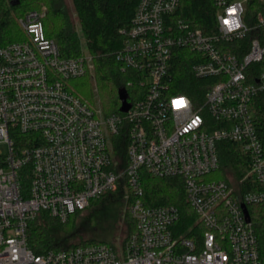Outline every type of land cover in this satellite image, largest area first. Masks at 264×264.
Returning <instances> with one entry per match:
<instances>
[{"label": "built area", "instance_id": "1", "mask_svg": "<svg viewBox=\"0 0 264 264\" xmlns=\"http://www.w3.org/2000/svg\"><path fill=\"white\" fill-rule=\"evenodd\" d=\"M248 1L210 0L202 27L179 14L182 0H138L114 55L136 88L126 111L108 115L69 84L92 75L91 55L60 53L45 8L13 11L23 36L0 44V264H264L254 229L264 219V148L252 106L264 91V13ZM249 36L239 57L230 43ZM183 60L205 79L202 92L175 91ZM222 142L244 157L243 174L221 162ZM141 169L182 184L191 236L179 233L177 205L146 202ZM116 189L135 225L118 245L28 247L40 210L66 221Z\"/></svg>", "mask_w": 264, "mask_h": 264}, {"label": "trees", "instance_id": "2", "mask_svg": "<svg viewBox=\"0 0 264 264\" xmlns=\"http://www.w3.org/2000/svg\"><path fill=\"white\" fill-rule=\"evenodd\" d=\"M12 4L9 0H0V44H6L22 38L23 33L16 22L13 11L34 8L35 3H42L47 9L43 20L44 30L48 37L53 38L63 56H77L85 49L92 58V75L90 73L72 79L76 91L90 103L96 97L95 103L105 115L119 112V91L124 90L129 100V92L136 88L134 83L128 85L134 79L129 72H122L115 59V52L122 45L121 27H127L133 16L138 0H72L77 22L80 26L81 35L74 29L63 7V0H17ZM182 9L179 14L193 20L202 27L212 20L213 8L210 0H182ZM248 10L252 13L262 11L264 13V0H249ZM253 33H251V36ZM249 37L231 42V48L242 57L246 51ZM252 68H260V63H253ZM179 76L175 80V91L191 94L194 87L201 89L205 79L194 78L189 72V64L186 61L179 63ZM93 90V93H92ZM90 100H89V99ZM93 104V103H91ZM258 137L264 148V91L259 92L252 102ZM24 134H19L17 139L22 145ZM120 143V141H119ZM220 150L221 162H226L230 167L243 174L246 170V161L238 152L236 145L222 142ZM116 156L124 164V149L122 145L116 148ZM240 166V167H239ZM141 184L144 199L149 205L172 203L180 210L178 222L179 233L183 236H191L196 220V215L188 205L183 186L177 183L175 178L156 177L145 169L140 170ZM120 191L119 189H116ZM109 193V192H108ZM106 193V194H108ZM106 194L94 198V202L104 199ZM89 202V203H90ZM100 200L98 203H102ZM86 208V207H85ZM83 208V209H85ZM82 209V210H83ZM71 214L66 221H60L51 216L47 211L40 210L37 215L28 222L27 244L35 254H43L47 251L68 249L77 245L95 242H105L95 238H86L83 230L76 225V215L82 211ZM87 215V213H86ZM92 214L88 211L87 220L92 221ZM129 226L128 233L135 230L128 214L125 215ZM254 229L264 254V219L257 217Z\"/></svg>", "mask_w": 264, "mask_h": 264}, {"label": "rangeland", "instance_id": "3", "mask_svg": "<svg viewBox=\"0 0 264 264\" xmlns=\"http://www.w3.org/2000/svg\"><path fill=\"white\" fill-rule=\"evenodd\" d=\"M63 7L69 19L72 21L74 29L81 35L80 26L77 22V15L74 11L72 0H63ZM34 8L46 9L44 4L39 2L35 3ZM21 11L22 9H20V13H22ZM69 84L75 91L77 90L72 80ZM90 101L94 106H97V103H95L97 102L96 97L92 98ZM0 148L4 149V146L0 145ZM102 198L92 203L90 202L87 206H85L86 208L84 207L85 209L76 215V225L83 230L86 238L93 237L95 239L103 240L109 245L116 246L121 243L128 234L127 229H129V226L125 217L127 213V205L121 192L118 190L110 191L106 194L104 199ZM100 200H103L101 204L98 203ZM88 211L92 214L91 222L87 220ZM128 219L131 220L130 218Z\"/></svg>", "mask_w": 264, "mask_h": 264}, {"label": "water", "instance_id": "4", "mask_svg": "<svg viewBox=\"0 0 264 264\" xmlns=\"http://www.w3.org/2000/svg\"><path fill=\"white\" fill-rule=\"evenodd\" d=\"M18 1L17 0H13L12 4H16ZM119 100H120V107L119 110L121 111H126L128 108V103L126 101V92L124 90H120L119 91ZM245 212V209H244ZM246 217H247V213L245 212Z\"/></svg>", "mask_w": 264, "mask_h": 264}]
</instances>
